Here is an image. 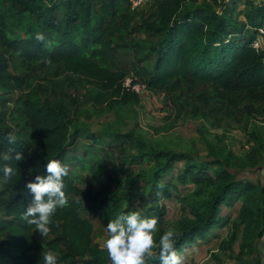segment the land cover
Returning <instances> with one entry per match:
<instances>
[{"label": "trees", "instance_id": "1", "mask_svg": "<svg viewBox=\"0 0 264 264\" xmlns=\"http://www.w3.org/2000/svg\"><path fill=\"white\" fill-rule=\"evenodd\" d=\"M240 4L247 7L243 12ZM149 9L144 18L143 12L133 10L132 0H0V95L20 93L19 104L11 107L6 98L0 100V153L21 152L25 157L11 162L15 177L5 180L0 172V264H44L48 252L57 257L56 264H111L107 250L94 242L93 224L82 212H93L106 225L133 210L157 218L155 246L145 264H160L164 232L174 230L178 254L198 240L208 241L210 231L227 223L223 207L238 202V216L223 241L231 246L242 227L240 254L257 252L264 235V176L253 182L238 178L237 171L264 166V139L258 133L246 131L247 148L241 156L215 150L214 145L204 159L171 149L147 150L133 131L109 129L88 136L89 147L102 148V156L87 149L78 153L80 129L73 128L67 106L45 97L49 83L30 78L35 73L45 80L66 76L67 84L96 114L113 111L116 103L136 104L139 94L124 86L128 71L113 63L126 46L123 35L142 30L146 39L133 45L135 74L147 89L174 94L176 118L186 105L198 110V104L183 95L199 84L211 89L217 109L225 98L244 95L250 100L247 111H255L256 98L264 100V47L256 49L252 42L264 30V0H152ZM38 33L43 40L36 39ZM15 58L21 59L26 74L12 70ZM152 129L159 133L163 127ZM9 135L15 136L14 143L8 142ZM126 144L131 160L146 162L148 176L124 164ZM53 158L68 169L63 177L68 204L57 208L48 233L41 235L22 215L32 195L25 184L45 174L46 162ZM177 162L183 164L172 175L176 182L194 186L186 195H180L173 178H166ZM69 165L88 175L71 176ZM82 179H90L91 185L79 186ZM139 182L146 190L137 195L148 199L144 211L130 202V187ZM169 189L187 209L171 221L165 220L166 205L157 199L171 198Z\"/></svg>", "mask_w": 264, "mask_h": 264}, {"label": "rangeland", "instance_id": "2", "mask_svg": "<svg viewBox=\"0 0 264 264\" xmlns=\"http://www.w3.org/2000/svg\"><path fill=\"white\" fill-rule=\"evenodd\" d=\"M152 0H146L140 6L132 2L133 10L141 13L144 18L148 14L149 6ZM243 12L246 6L239 5ZM131 9V8H130ZM128 7V11H131ZM148 11V12H147ZM133 13V11H132ZM240 18H242L240 16ZM263 30V29H262ZM264 31V30H263ZM146 39L144 31L136 30L128 34H124L121 42L126 46L117 51V57L113 63V67L121 68L128 71V76L124 84L129 82L138 84L140 81L135 74V59L133 58L134 44ZM1 50V47H0ZM12 70L19 74H26V70L22 66L21 59L15 58L12 62ZM35 83H49V90L44 94L47 98H55L63 102L73 118V128L80 129V138L78 139V153H92L95 157L102 156L103 150L98 146L90 148L88 145V136L93 132L109 129L112 133H126L133 131L141 139H143L147 147L146 149H171L178 152H188L194 154L199 159L207 157L209 146L214 145V149L219 148L222 151H230L237 156H241L247 148V133L246 131L254 130L264 139V100L256 98L254 101L255 111L249 113L246 105L250 101L244 95L239 97H228L224 99L222 108L217 109L214 104L215 97H211V89L205 85L199 84L195 90L188 96H185L191 103L198 104V110L194 111L191 106L185 107L181 116L177 117V107L174 105V94L167 95L164 92L158 93L147 89L145 86L139 93V101L131 104L116 103L113 111L96 114L93 107L86 104L78 97L72 86L67 84L66 76H48L46 80L42 73H35L30 77ZM129 80V81H127ZM50 81V82H49ZM56 82V83H55ZM79 89V86H78ZM133 90V89H131ZM134 91V90H133ZM137 93V92H136ZM6 98L9 100L7 106L19 104L20 93L14 92L7 95H0V100ZM75 102V103H74ZM219 104V103H218ZM4 108L0 105V112ZM166 116H170L166 119ZM162 126L163 129L159 133L154 132L152 127ZM247 128V129H246ZM246 129V130H245ZM222 140V141H221ZM91 150H90V149ZM131 147L125 145L123 162L126 166L133 167L134 170L140 171L148 176L150 170L146 162L130 158ZM183 162H177L176 168L170 174L166 175L168 180H174L179 187L180 195H186L194 189L192 185H180L176 182L175 177L178 167H181ZM70 175L87 176L85 170L75 168L74 165H69ZM235 170V169H234ZM238 178H246L253 182L262 179L264 176V166L262 168L239 169L237 171ZM81 187L91 185V180L82 179L78 182ZM144 182L133 184L131 193L133 198L130 199L131 206L145 210L148 205V199L144 194L137 195L142 190ZM1 188V182H0ZM172 193L171 198H166L161 195L157 197L158 202L166 205L165 220L171 221L180 218L187 209L183 210L178 198L174 195V190L169 189ZM146 194V193H145ZM136 197V198H135ZM126 204V203H125ZM240 202L231 207H223V214L227 216V223L224 226L216 227L209 234V240H198L192 245L180 251L177 255L180 257L179 262L186 261L188 264H264V235L257 243V252L253 255L247 253L240 254L241 228L236 241L229 247L225 245L232 224L238 216ZM83 217L89 219L93 224V239L101 248H104V239H106V225L101 222L93 212H82ZM82 264V263H79Z\"/></svg>", "mask_w": 264, "mask_h": 264}, {"label": "clouds", "instance_id": "3", "mask_svg": "<svg viewBox=\"0 0 264 264\" xmlns=\"http://www.w3.org/2000/svg\"><path fill=\"white\" fill-rule=\"evenodd\" d=\"M36 39L43 40V34L38 33ZM7 139L9 143H14L16 138L9 135ZM24 159L21 152L0 153V172L3 178L8 180L15 177L17 170L11 162ZM45 167V174H37L25 184L32 195L22 214L27 223L34 224L41 235L48 233L57 208L68 204L63 180L67 175V166L61 160L53 158L46 162ZM157 225V218L144 217L138 210L122 213L109 221L106 224L104 247L111 264H145L146 255H150L155 246L154 233L158 230ZM174 240L175 232L171 228L160 236V264H179L180 257L175 251ZM43 261L44 264H56L57 257L48 252L44 254Z\"/></svg>", "mask_w": 264, "mask_h": 264}, {"label": "built area", "instance_id": "4", "mask_svg": "<svg viewBox=\"0 0 264 264\" xmlns=\"http://www.w3.org/2000/svg\"><path fill=\"white\" fill-rule=\"evenodd\" d=\"M146 0H132V2L135 4V5H141L145 2ZM252 45L253 47H255L256 49H260L262 47H264V31L262 30L261 31V36L258 37L257 39H255L253 42H252ZM129 81V80H127ZM124 86L126 88H130V89H133L135 92H137L138 94L140 93V91H142V89L144 88V85L142 84H130L129 82H127L126 84H124ZM179 264H188L187 262L183 261V262H179Z\"/></svg>", "mask_w": 264, "mask_h": 264}, {"label": "crops", "instance_id": "5", "mask_svg": "<svg viewBox=\"0 0 264 264\" xmlns=\"http://www.w3.org/2000/svg\"><path fill=\"white\" fill-rule=\"evenodd\" d=\"M203 242V241H202ZM184 261V260H183ZM186 262V261H185Z\"/></svg>", "mask_w": 264, "mask_h": 264}]
</instances>
